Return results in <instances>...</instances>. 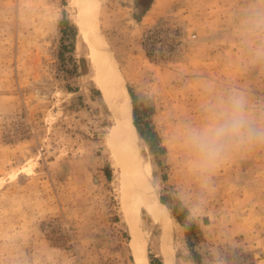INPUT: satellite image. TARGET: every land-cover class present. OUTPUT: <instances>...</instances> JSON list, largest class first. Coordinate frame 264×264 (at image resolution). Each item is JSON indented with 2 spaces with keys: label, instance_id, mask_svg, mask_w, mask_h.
Listing matches in <instances>:
<instances>
[{
  "label": "rangeland",
  "instance_id": "1",
  "mask_svg": "<svg viewBox=\"0 0 264 264\" xmlns=\"http://www.w3.org/2000/svg\"><path fill=\"white\" fill-rule=\"evenodd\" d=\"M97 1L82 19L79 0H0V264H136L132 230L148 264H264V149L228 161L203 200L182 150L206 81L264 102V70L240 67L235 38L252 0ZM92 25L117 91L134 95L132 123L155 134L127 157L161 218L123 208L115 91L92 59Z\"/></svg>",
  "mask_w": 264,
  "mask_h": 264
},
{
  "label": "clouds",
  "instance_id": "2",
  "mask_svg": "<svg viewBox=\"0 0 264 264\" xmlns=\"http://www.w3.org/2000/svg\"><path fill=\"white\" fill-rule=\"evenodd\" d=\"M234 28L240 67L264 70V0H252L234 18ZM205 94L209 98L201 105L200 119L186 123L182 138L187 164L201 182V200L212 195L214 177L228 161L264 149V102L239 84L214 80L206 81ZM190 212L205 215L200 204Z\"/></svg>",
  "mask_w": 264,
  "mask_h": 264
},
{
  "label": "bare ground",
  "instance_id": "3",
  "mask_svg": "<svg viewBox=\"0 0 264 264\" xmlns=\"http://www.w3.org/2000/svg\"><path fill=\"white\" fill-rule=\"evenodd\" d=\"M79 1L83 3V7L86 11H82V19L87 17L86 13L90 12L93 4H95L94 2H98L97 0ZM88 17V21L92 19V12ZM87 34L89 35V39L87 38V36L86 38L91 46L92 59L96 63L98 71L103 80H107L109 82L108 84L110 90L115 91V94L111 95L109 99L107 98V105L109 109H111L116 123L113 151L118 166L122 169L123 172V178L120 182V195L123 199V208L126 212V215H129L128 217L131 218V220L135 219L142 205L148 208L149 211L157 218H161L162 213L160 212V206H162V204L159 202V200L151 201L149 196L146 195L144 191V189L146 188H144V185L141 183L142 181L138 177L139 174L137 173V176V174L135 173L137 172V163L135 165H131L130 161H133L129 157H127L128 151L129 153L130 151L135 152L138 136L131 119V104L129 95L126 89L122 87H120L121 91H117V89L119 88L117 73L116 70L113 69V67L115 66L112 67L111 62L108 58V54L106 52L107 50L105 49V45L100 39L99 34L96 32V29L95 27H93V25L91 26L89 32H86V35ZM133 163H135V161ZM131 237V247L134 253V261L136 262V264H148L144 250L139 251L137 248L138 233L136 232V230L131 231Z\"/></svg>",
  "mask_w": 264,
  "mask_h": 264
},
{
  "label": "trees",
  "instance_id": "4",
  "mask_svg": "<svg viewBox=\"0 0 264 264\" xmlns=\"http://www.w3.org/2000/svg\"><path fill=\"white\" fill-rule=\"evenodd\" d=\"M129 96L131 97V101H132V104L134 105L135 102H134V95L132 94V92L129 91ZM135 113V110L133 111ZM134 113H133V116H134ZM133 125L135 126V129H136V132L138 134V136L144 140V142L147 144V146L153 150L154 149V146H153V139H155V134H153L152 132L149 134H144L143 132H141L140 128L137 126V124L135 122H133ZM162 202V200H161ZM177 221L180 223V220L179 218H176Z\"/></svg>",
  "mask_w": 264,
  "mask_h": 264
}]
</instances>
